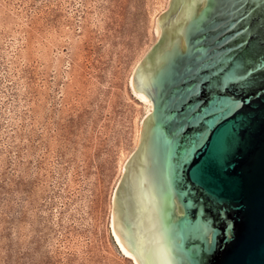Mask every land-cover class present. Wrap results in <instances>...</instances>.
<instances>
[{
	"label": "rangeland",
	"instance_id": "obj_1",
	"mask_svg": "<svg viewBox=\"0 0 264 264\" xmlns=\"http://www.w3.org/2000/svg\"><path fill=\"white\" fill-rule=\"evenodd\" d=\"M169 0H0V264H134L112 197Z\"/></svg>",
	"mask_w": 264,
	"mask_h": 264
},
{
	"label": "water",
	"instance_id": "obj_2",
	"mask_svg": "<svg viewBox=\"0 0 264 264\" xmlns=\"http://www.w3.org/2000/svg\"><path fill=\"white\" fill-rule=\"evenodd\" d=\"M154 31L112 234L134 264H264V0H169Z\"/></svg>",
	"mask_w": 264,
	"mask_h": 264
},
{
	"label": "bare ground",
	"instance_id": "obj_3",
	"mask_svg": "<svg viewBox=\"0 0 264 264\" xmlns=\"http://www.w3.org/2000/svg\"><path fill=\"white\" fill-rule=\"evenodd\" d=\"M133 88V87H132ZM133 91H134V89H133ZM137 95V94H136ZM138 96V95H137ZM138 98L140 99V100H142L143 102H145L146 104H148L149 105V103L148 102H146L145 100H143L142 98H140L139 96H138ZM150 106V105H149ZM150 109H151V107H149ZM150 112V111H149ZM148 112V113H149ZM129 258V257H128Z\"/></svg>",
	"mask_w": 264,
	"mask_h": 264
}]
</instances>
